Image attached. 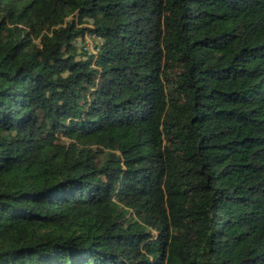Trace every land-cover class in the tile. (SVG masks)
<instances>
[{
    "label": "trees",
    "instance_id": "obj_1",
    "mask_svg": "<svg viewBox=\"0 0 264 264\" xmlns=\"http://www.w3.org/2000/svg\"><path fill=\"white\" fill-rule=\"evenodd\" d=\"M0 264H264V0H0Z\"/></svg>",
    "mask_w": 264,
    "mask_h": 264
},
{
    "label": "built area",
    "instance_id": "obj_2",
    "mask_svg": "<svg viewBox=\"0 0 264 264\" xmlns=\"http://www.w3.org/2000/svg\"><path fill=\"white\" fill-rule=\"evenodd\" d=\"M86 36H88L90 40H88V39L85 40L84 48L88 49L89 51H96L95 45H93L92 40H94V42H96L99 39V37H97L95 35H91V34H86ZM89 41H90V44H89ZM91 44H92V47L90 48Z\"/></svg>",
    "mask_w": 264,
    "mask_h": 264
},
{
    "label": "rangeland",
    "instance_id": "obj_3",
    "mask_svg": "<svg viewBox=\"0 0 264 264\" xmlns=\"http://www.w3.org/2000/svg\"><path fill=\"white\" fill-rule=\"evenodd\" d=\"M86 34H89V33L86 32V33L83 35L82 38H77V39H76V43H77L78 45H83V46H84V42H85V40H86V39L90 40L89 37L86 36ZM91 39H92V38H91ZM98 41H99V39H98L96 42H94V40H92L93 45H95ZM89 44H90V41H89ZM91 47H92V44H91L90 48H91Z\"/></svg>",
    "mask_w": 264,
    "mask_h": 264
}]
</instances>
